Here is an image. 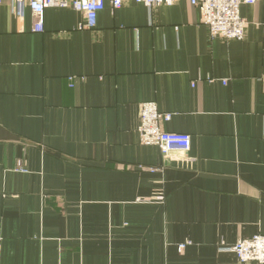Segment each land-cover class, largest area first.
Instances as JSON below:
<instances>
[{
	"label": "crops",
	"instance_id": "crops-1",
	"mask_svg": "<svg viewBox=\"0 0 264 264\" xmlns=\"http://www.w3.org/2000/svg\"><path fill=\"white\" fill-rule=\"evenodd\" d=\"M11 7L0 264H238L221 245L264 235V0L240 6V41L212 38L187 1L106 2L89 31L73 9L47 8L42 33ZM150 102L171 115L163 131L191 138L167 165L139 144Z\"/></svg>",
	"mask_w": 264,
	"mask_h": 264
},
{
	"label": "built area",
	"instance_id": "built-area-1",
	"mask_svg": "<svg viewBox=\"0 0 264 264\" xmlns=\"http://www.w3.org/2000/svg\"><path fill=\"white\" fill-rule=\"evenodd\" d=\"M180 1H187L200 11V22L208 27L212 38L226 41H240L244 38L246 22L240 17L241 5H254L258 0H12L11 12L17 19H22L23 8L27 6L34 18L33 32H43V13L47 8H70L81 15L78 30H93L97 14L102 11L106 2L112 10L124 4L134 2L148 9L159 6H171ZM3 0H0V4ZM171 115L159 113L154 103L140 105L137 133L139 144L156 146L167 165L175 153L186 154L190 150L191 138L187 134L170 133L162 130V123L169 121ZM19 171L25 172L19 167ZM157 200H161L158 197ZM222 251L233 252L238 264H264V235H255L249 239H240L231 248L223 247ZM180 249L183 246L179 247Z\"/></svg>",
	"mask_w": 264,
	"mask_h": 264
}]
</instances>
